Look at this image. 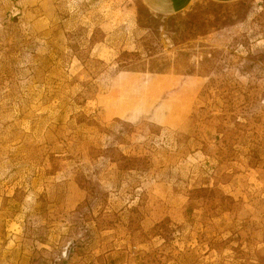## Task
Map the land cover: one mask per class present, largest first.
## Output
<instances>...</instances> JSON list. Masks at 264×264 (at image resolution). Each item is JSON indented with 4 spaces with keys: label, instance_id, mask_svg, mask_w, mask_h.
Listing matches in <instances>:
<instances>
[{
    "label": "rangeland",
    "instance_id": "rangeland-1",
    "mask_svg": "<svg viewBox=\"0 0 264 264\" xmlns=\"http://www.w3.org/2000/svg\"><path fill=\"white\" fill-rule=\"evenodd\" d=\"M0 264H264V0H0Z\"/></svg>",
    "mask_w": 264,
    "mask_h": 264
},
{
    "label": "crops",
    "instance_id": "crops-1",
    "mask_svg": "<svg viewBox=\"0 0 264 264\" xmlns=\"http://www.w3.org/2000/svg\"><path fill=\"white\" fill-rule=\"evenodd\" d=\"M144 7L155 15L177 14L188 8L195 0H140ZM214 3H229L237 0H207Z\"/></svg>",
    "mask_w": 264,
    "mask_h": 264
}]
</instances>
